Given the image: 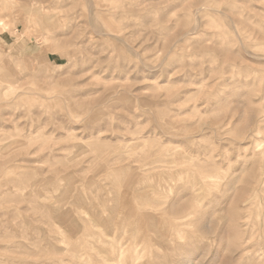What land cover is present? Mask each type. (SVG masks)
Listing matches in <instances>:
<instances>
[{
    "label": "rangeland",
    "instance_id": "374dc122",
    "mask_svg": "<svg viewBox=\"0 0 264 264\" xmlns=\"http://www.w3.org/2000/svg\"><path fill=\"white\" fill-rule=\"evenodd\" d=\"M0 264H264V0H0Z\"/></svg>",
    "mask_w": 264,
    "mask_h": 264
}]
</instances>
